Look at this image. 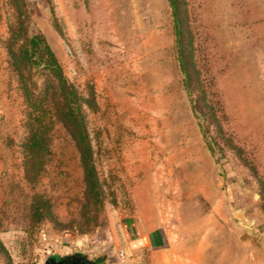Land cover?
<instances>
[{
  "label": "rangeland",
  "instance_id": "1",
  "mask_svg": "<svg viewBox=\"0 0 264 264\" xmlns=\"http://www.w3.org/2000/svg\"><path fill=\"white\" fill-rule=\"evenodd\" d=\"M182 1L197 69L220 106L208 143L183 87L168 0H0V264L72 254L264 264V0ZM39 32L80 94L94 92L83 112L101 210L56 118L50 152L27 174L29 108L11 50L24 53ZM26 68L39 91L50 75L37 53Z\"/></svg>",
  "mask_w": 264,
  "mask_h": 264
},
{
  "label": "trees",
  "instance_id": "2",
  "mask_svg": "<svg viewBox=\"0 0 264 264\" xmlns=\"http://www.w3.org/2000/svg\"><path fill=\"white\" fill-rule=\"evenodd\" d=\"M174 21V34L176 37V53L182 73V83L189 98L193 114L199 121L205 142L208 143V124L217 121L218 102L212 99L209 84L201 78L197 69L193 40L186 22L183 1L168 0ZM35 50L32 52V50ZM16 69L19 71L22 89L25 96L28 114L29 134L25 142L26 167L30 172L38 171L43 165V157L50 152L49 131L54 118L61 121L70 132L77 148L85 172L87 185L86 194L90 203L96 208L103 209L104 191L94 163L93 145L89 135L83 104L95 107L94 92L91 98L83 97L77 87L67 78L63 66L53 51L46 37L42 33H35L29 40V48L24 53L17 54L11 50ZM42 61L44 69L50 75L43 88L37 91V85L31 76L24 71L33 64L34 54ZM26 62V63H25ZM209 149L213 150L209 145ZM36 211L43 214L40 205Z\"/></svg>",
  "mask_w": 264,
  "mask_h": 264
},
{
  "label": "flooded vegetation",
  "instance_id": "3",
  "mask_svg": "<svg viewBox=\"0 0 264 264\" xmlns=\"http://www.w3.org/2000/svg\"><path fill=\"white\" fill-rule=\"evenodd\" d=\"M73 255V254H72ZM69 255V256H72ZM69 256H65V257H52L53 259L51 261H57L59 264H72L73 260H77L80 264H100L98 262H93L91 260H88L87 258H85L84 256H73L71 258H69Z\"/></svg>",
  "mask_w": 264,
  "mask_h": 264
},
{
  "label": "water",
  "instance_id": "4",
  "mask_svg": "<svg viewBox=\"0 0 264 264\" xmlns=\"http://www.w3.org/2000/svg\"><path fill=\"white\" fill-rule=\"evenodd\" d=\"M81 256L80 254H73L72 256H69V258L73 257V256ZM52 257H56V256H52ZM49 258L48 261L46 262V264H59L57 261H51L53 258ZM59 257V256H57ZM61 264V263H60ZM72 264H80L77 260H73Z\"/></svg>",
  "mask_w": 264,
  "mask_h": 264
},
{
  "label": "built area",
  "instance_id": "5",
  "mask_svg": "<svg viewBox=\"0 0 264 264\" xmlns=\"http://www.w3.org/2000/svg\"><path fill=\"white\" fill-rule=\"evenodd\" d=\"M120 256H121L122 258H124V257H125V253H124V252H121Z\"/></svg>",
  "mask_w": 264,
  "mask_h": 264
},
{
  "label": "crops",
  "instance_id": "6",
  "mask_svg": "<svg viewBox=\"0 0 264 264\" xmlns=\"http://www.w3.org/2000/svg\"><path fill=\"white\" fill-rule=\"evenodd\" d=\"M152 245H153V243H151ZM135 246H140L139 244H138V242H135V244H134Z\"/></svg>",
  "mask_w": 264,
  "mask_h": 264
}]
</instances>
